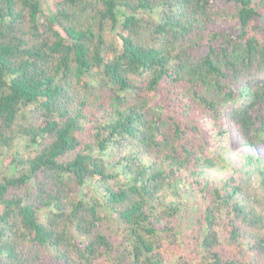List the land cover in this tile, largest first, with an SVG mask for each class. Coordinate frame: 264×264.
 <instances>
[{"label":"trees","instance_id":"obj_1","mask_svg":"<svg viewBox=\"0 0 264 264\" xmlns=\"http://www.w3.org/2000/svg\"><path fill=\"white\" fill-rule=\"evenodd\" d=\"M50 4L0 0V264H264V0Z\"/></svg>","mask_w":264,"mask_h":264},{"label":"rangeland","instance_id":"obj_2","mask_svg":"<svg viewBox=\"0 0 264 264\" xmlns=\"http://www.w3.org/2000/svg\"><path fill=\"white\" fill-rule=\"evenodd\" d=\"M43 7L46 12L49 11L51 8L50 0H43ZM86 192L95 193V190L93 188L88 187L85 189ZM250 193L254 198H257L259 200V206L264 207V190L261 186H259L258 183L254 181V185L251 187ZM194 203V201H193ZM191 203V205H194ZM190 205V207H191ZM188 209V211H183V213L180 215V221H179V233H178V239L177 241H174V243H168V251L170 252V258L175 259L179 255H187V257L194 261L195 263L199 262L201 259H203V252L201 248L196 245L193 242V237L198 235V231L196 228V221L192 218L193 214L190 213L192 211H196V208ZM189 214V216H187ZM106 232L112 234L115 239L123 243V236H124V229L121 227L119 222L112 217L108 216V224L105 228ZM225 249H228L225 247Z\"/></svg>","mask_w":264,"mask_h":264}]
</instances>
